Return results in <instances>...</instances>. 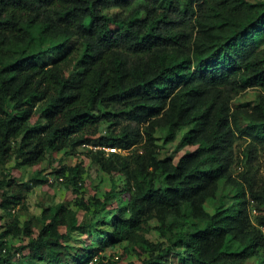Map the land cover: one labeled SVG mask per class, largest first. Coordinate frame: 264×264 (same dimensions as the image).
I'll return each mask as SVG.
<instances>
[{
  "label": "trees",
  "instance_id": "16d2710c",
  "mask_svg": "<svg viewBox=\"0 0 264 264\" xmlns=\"http://www.w3.org/2000/svg\"><path fill=\"white\" fill-rule=\"evenodd\" d=\"M52 51L61 53L42 62ZM247 88L260 90L256 103L233 107ZM159 129L163 144L180 136L195 148L160 156ZM238 131L247 169L234 177ZM90 145L100 146L88 149L91 164L114 177L103 197L81 190L83 159L55 173L95 222L63 202L43 210L40 229L13 218L1 226L0 264H89L124 240L146 246L125 264H171L169 253L176 264H264V176L254 169L259 153L264 162V0H0V166ZM222 182L235 186L232 201L212 204ZM4 186L0 209L22 205ZM151 220L166 242L140 237ZM102 221L110 232L69 241Z\"/></svg>",
  "mask_w": 264,
  "mask_h": 264
},
{
  "label": "rangeland",
  "instance_id": "374dc122",
  "mask_svg": "<svg viewBox=\"0 0 264 264\" xmlns=\"http://www.w3.org/2000/svg\"><path fill=\"white\" fill-rule=\"evenodd\" d=\"M119 7H110L106 11L109 13H115L121 11ZM61 51H52L44 55L41 59L42 62H50L56 59L60 55ZM260 93L259 89L247 88L245 91L237 95L232 102L233 107H248L256 103L258 95ZM240 123L245 126L248 121L241 117ZM110 122L103 121L100 125V132L106 133L109 129ZM165 134L163 129L157 131L158 144L160 146V156H171L174 160L178 157L195 148L192 145L180 146L179 140L180 136L172 143L163 144L162 136ZM249 142L248 137L241 134L239 131L236 135L234 152H235V164L233 166V176L238 177L242 172L247 169V161L243 156V151ZM100 148V146L90 145L81 146L76 150H61L58 153H49L46 159L34 166H18L13 160L7 162L0 166V181H3L6 189L9 193L19 192L23 195V204L11 209H0V231L1 226L9 224L13 218H19L21 224L23 225L26 221H31L35 228L40 229L45 221L43 220V210L48 206L58 204L63 202L67 204L70 208L76 211L80 220L85 224L90 222L94 223L96 220L94 212L87 211L81 207L78 202V196L73 192V186L71 182L63 179L62 181L57 178V170L60 165H70L74 166L77 162L84 160L87 171L84 173L83 185L81 190L86 193H96L98 196L103 197L105 193L110 188L114 177L107 174L100 168L91 164L89 158L86 157V153L90 148ZM107 151L120 152L122 154L128 153L127 150H122L120 148H107ZM260 157L254 162V169L257 174L264 176V162L263 154L259 153ZM64 177V176H63ZM50 178L52 180H50ZM115 178H118L116 176ZM11 182L8 184V182ZM235 191V186L233 184H228L225 182L221 183L220 190L217 193V197L211 200L212 204H219L220 201H224L226 204L230 203L231 197ZM228 192V193H225ZM156 221L151 220L148 223L143 224V227L138 230L140 237L146 238L153 242H166L167 239L161 237L156 230ZM111 231L110 226H106L105 222H99L94 228L82 227L76 232L71 234L70 242L78 243V241L86 240L90 232H99L101 235ZM4 240L8 242L9 245H20L23 241L20 237L8 236L3 237ZM124 248H127L124 250ZM146 246L144 242L139 240L138 242H131L130 240H124L122 243L118 244L115 248L106 246L105 250L100 251L95 254L93 260L89 264H97L99 260L104 258L107 260H119L123 264L137 261L139 262L141 258L146 256ZM264 255V251L260 253ZM166 258L171 264L177 263V256L175 254L169 253ZM258 256L251 257L246 260L244 264H258Z\"/></svg>",
  "mask_w": 264,
  "mask_h": 264
},
{
  "label": "built area",
  "instance_id": "2783aa9c",
  "mask_svg": "<svg viewBox=\"0 0 264 264\" xmlns=\"http://www.w3.org/2000/svg\"><path fill=\"white\" fill-rule=\"evenodd\" d=\"M94 148H97V147H94ZM105 149L107 150V147ZM57 178L60 179L61 181L64 179V177L60 176V175H58ZM50 180H52V179L50 178Z\"/></svg>",
  "mask_w": 264,
  "mask_h": 264
}]
</instances>
